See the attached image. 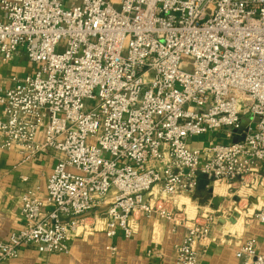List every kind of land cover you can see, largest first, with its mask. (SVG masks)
Instances as JSON below:
<instances>
[{"label": "built area", "instance_id": "built-area-1", "mask_svg": "<svg viewBox=\"0 0 264 264\" xmlns=\"http://www.w3.org/2000/svg\"><path fill=\"white\" fill-rule=\"evenodd\" d=\"M0 12V61L34 67L0 94V150L59 155L45 193L21 196L0 264L27 247L69 255L102 226L130 239L143 217L177 226L169 206L200 175L264 190V0H0ZM253 220L263 241L238 246L242 264H264V206ZM211 234V219L188 227L176 264H200Z\"/></svg>", "mask_w": 264, "mask_h": 264}, {"label": "crops", "instance_id": "crops-1", "mask_svg": "<svg viewBox=\"0 0 264 264\" xmlns=\"http://www.w3.org/2000/svg\"><path fill=\"white\" fill-rule=\"evenodd\" d=\"M33 71L34 67L23 53L9 63L0 61V94L2 90L13 86L14 77L22 78L31 75ZM223 134L195 138L192 147L202 148L213 141L227 143L226 132ZM236 139L237 137L234 140ZM58 159L59 155L46 152L35 160L26 162L16 149L0 150V241L7 240L13 233L23 228L21 196L34 186L45 193L48 178ZM22 177L29 178V183H24ZM205 181H208L209 185L203 189L197 186L193 197L184 195L177 200V205L170 204L169 209L173 210L178 219L177 226L160 218L143 217L140 220L139 232L130 239H126L121 234L115 239H110L104 233L102 226L98 232L90 236L73 238L70 242L69 255L49 256L40 253L34 247H27L21 250L18 259L6 264H176V247L183 242L187 228L200 222L202 214L207 213L201 200V198L205 199L206 193L210 195L211 201L213 197L223 199L221 209L225 208L224 200L228 196L233 200H240L239 205L248 199L260 203L264 196V190L235 191L228 186L212 183L206 178ZM218 185L223 188L219 190ZM211 189L213 194H210ZM183 199L189 200L190 204L183 202ZM190 209L194 218L188 213ZM105 210L106 208L99 209L91 216L103 222ZM231 210L232 207L229 208V211ZM240 219L242 217L234 221L229 213L217 218L208 242L198 245L199 251L203 253L200 264H242L244 261L236 257L238 246L250 239L263 241V228L258 222L245 221L242 222V226H238L241 224ZM113 247L117 249L115 253L112 252ZM149 252L153 254L149 255ZM261 252L264 255V247Z\"/></svg>", "mask_w": 264, "mask_h": 264}, {"label": "rangeland", "instance_id": "rangeland-1", "mask_svg": "<svg viewBox=\"0 0 264 264\" xmlns=\"http://www.w3.org/2000/svg\"><path fill=\"white\" fill-rule=\"evenodd\" d=\"M247 116H248V112L244 110L242 117L246 118ZM222 135H224V134L222 133ZM219 138H220V135H219ZM221 138H222V136H221ZM216 139H218V138H216ZM220 142L221 141H219V143ZM218 187H219V190H220V188H223L220 185H218ZM221 190H223V189H221ZM226 196H228V193H226ZM243 196H245V195H243ZM228 197H227V199L224 200L225 208L221 209V206H220L218 209H215L214 205L212 204V201L210 200V198H211L210 195L208 193H206L205 199L201 198V200H202V204L206 207L207 213L202 214V216H201L202 220L199 223H204V222L208 223L211 219V224L213 227L217 221V218L220 215H224L225 213H229L233 216L234 221L236 220V218L242 217V219L239 220V221H241V224H238V226H240V225L242 226V224H243L242 222L253 221L254 213H256L260 208H262L264 206V196L262 197V200L260 203H254L253 200L248 199V201H244L240 205H239L240 200L239 201L233 200V199H231V197H229V198ZM184 199H183V202L185 201L186 203L190 204L189 200H184ZM230 207H232L231 211H229ZM190 208H192V206H190ZM188 213L190 214L191 218L195 217L194 215H192L191 209L188 210Z\"/></svg>", "mask_w": 264, "mask_h": 264}, {"label": "water", "instance_id": "water-1", "mask_svg": "<svg viewBox=\"0 0 264 264\" xmlns=\"http://www.w3.org/2000/svg\"><path fill=\"white\" fill-rule=\"evenodd\" d=\"M209 185L208 181H205V177L200 175L198 177V187L199 189H203L206 186ZM210 194H213V190H210ZM223 202L222 198L213 197L212 204L214 205L215 209H218L220 207V204Z\"/></svg>", "mask_w": 264, "mask_h": 264}, {"label": "bare ground", "instance_id": "bare-ground-1", "mask_svg": "<svg viewBox=\"0 0 264 264\" xmlns=\"http://www.w3.org/2000/svg\"><path fill=\"white\" fill-rule=\"evenodd\" d=\"M217 184H219V183H217Z\"/></svg>", "mask_w": 264, "mask_h": 264}]
</instances>
